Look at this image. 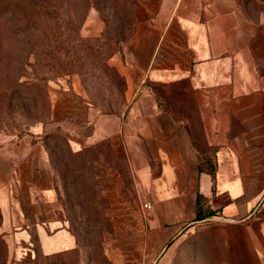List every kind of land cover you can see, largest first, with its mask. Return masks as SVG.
Instances as JSON below:
<instances>
[{
    "label": "crops",
    "instance_id": "1",
    "mask_svg": "<svg viewBox=\"0 0 264 264\" xmlns=\"http://www.w3.org/2000/svg\"><path fill=\"white\" fill-rule=\"evenodd\" d=\"M138 28L111 61L124 75L122 112L56 100L71 145L111 138L137 181L114 264H264V8L254 0H137ZM263 37V38H262ZM185 80L200 121L163 110L145 81ZM61 118V117H60ZM94 119V133L82 130ZM32 135L0 144V234L10 246L35 233L41 252L77 246L57 202L48 151ZM197 133V132H193ZM143 204H149L146 208Z\"/></svg>",
    "mask_w": 264,
    "mask_h": 264
},
{
    "label": "rangeland",
    "instance_id": "2",
    "mask_svg": "<svg viewBox=\"0 0 264 264\" xmlns=\"http://www.w3.org/2000/svg\"><path fill=\"white\" fill-rule=\"evenodd\" d=\"M29 1L39 4V0ZM86 1L88 11L76 26L81 40L70 35L68 45L56 39L48 48L30 43L34 37L20 30L24 15L7 11L5 0H0V144L32 135L42 126L39 136L48 151L56 199L78 249L45 255L33 231L28 243L18 247L10 246L0 234V264H114L107 255V244L117 238L128 202L138 201L136 175L116 141L92 137L73 146L62 125L56 124L65 115L56 100L67 95L95 113H119L126 105V80L111 57L124 58L122 49L138 28L140 5L137 0ZM77 2L50 0L53 12L42 18L51 24L74 22ZM123 4L130 5L134 15L127 14ZM144 84L158 97L163 110L180 115L194 110L192 101H181L193 94L185 80L170 84L146 80ZM82 133H94V119Z\"/></svg>",
    "mask_w": 264,
    "mask_h": 264
},
{
    "label": "trees",
    "instance_id": "3",
    "mask_svg": "<svg viewBox=\"0 0 264 264\" xmlns=\"http://www.w3.org/2000/svg\"><path fill=\"white\" fill-rule=\"evenodd\" d=\"M23 1L24 0H5L4 7L7 8V11H12L16 15H22V14L24 15V22L21 25L20 30L23 31V33L25 31L26 36L34 37V39L29 40L30 43L34 42L35 45L37 44L43 47L47 46L48 48H50L52 45L50 42H54L56 41V39L58 40V43L60 42L61 44H64L65 42L66 45H68L69 44L68 38L70 37V35L76 40L77 38L81 40V38L77 34L76 26L77 25L79 26V23L83 21L88 11L89 7L87 5L86 0H78L77 8H75L76 12L74 14V19H73L74 22H70V23L68 22L66 23V25L65 23H63L62 25V23L60 22H58V24L53 22L51 24V23H48L44 18H42L43 15L48 16L52 14L53 12L51 9H49L50 0H39V4H36V5L31 4L29 0H27L26 2H23ZM260 3L258 4V6H263L264 8V0L263 2H260ZM123 8L126 9L125 12H127V14L130 12V5L123 4ZM32 13L37 16H34V18H30V15ZM130 15H134V12L133 13L130 12ZM47 19H50V18H47ZM59 46H54L53 48L60 49ZM33 53L35 52L33 51ZM187 115L191 123V136L193 138V145L200 146L201 145L199 144L200 142L194 141V138L196 139L201 138V135L199 134L200 121L197 116L196 109L187 112ZM193 132H197V133H193ZM200 148L203 149V152H201L202 153L201 155L210 159V156H211L210 148L204 147V145L200 146ZM66 251H78V249L76 246L73 249L60 251L57 253L66 252ZM53 254H56V253H53Z\"/></svg>",
    "mask_w": 264,
    "mask_h": 264
},
{
    "label": "built area",
    "instance_id": "4",
    "mask_svg": "<svg viewBox=\"0 0 264 264\" xmlns=\"http://www.w3.org/2000/svg\"><path fill=\"white\" fill-rule=\"evenodd\" d=\"M143 206L146 207V208H149L150 207L149 204H144Z\"/></svg>",
    "mask_w": 264,
    "mask_h": 264
}]
</instances>
